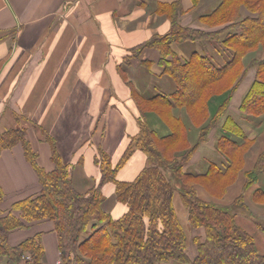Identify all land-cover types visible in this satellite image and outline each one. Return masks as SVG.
Returning a JSON list of instances; mask_svg holds the SVG:
<instances>
[{"label": "crops", "instance_id": "0c3cea01", "mask_svg": "<svg viewBox=\"0 0 264 264\" xmlns=\"http://www.w3.org/2000/svg\"><path fill=\"white\" fill-rule=\"evenodd\" d=\"M218 1L201 0L199 6L194 0H0V131L24 126L38 164L50 171L54 164L50 144L40 132L43 129L54 138L63 162L71 165L74 188L87 191L100 176L99 150L108 154L114 167L130 138L139 132L138 98L148 102L165 94L171 99L176 90L174 80L159 64L158 50L145 47L139 55L132 54L154 35L170 30V19L157 5L179 2L183 10L180 24L208 31L214 28L199 16L209 14ZM172 48L180 58L196 52L209 55L218 64L224 61L222 47L214 49L211 43H172ZM146 61L149 67L144 65ZM253 76L235 90L218 125L196 146L184 169L204 174L212 164L224 172L229 162L217 149V139L227 135L239 143L253 142L234 180L224 189L210 178L196 188L199 196L220 205H229L242 195L246 211L240 209L236 219L264 253V172L244 188L246 173L264 151V123L260 117L243 116L239 109ZM159 106L164 113L165 106ZM159 112L148 111L147 122L159 134H166L170 128ZM171 113L184 122L188 145H195L205 122L194 124L185 107L173 105ZM229 119L239 133L225 129ZM147 160L142 151L135 150L117 178L133 179ZM0 186L4 191L2 209L40 192L38 177L20 143L0 152ZM102 191L107 197L104 208L113 217L122 215L126 206L114 197V184L105 183ZM38 231H42L43 264H61L51 220L13 230L10 244ZM0 264H8L7 259L0 258Z\"/></svg>", "mask_w": 264, "mask_h": 264}, {"label": "trees", "instance_id": "16d2710c", "mask_svg": "<svg viewBox=\"0 0 264 264\" xmlns=\"http://www.w3.org/2000/svg\"><path fill=\"white\" fill-rule=\"evenodd\" d=\"M242 5L250 12L243 18L238 13ZM157 10L170 19L171 28L166 34L154 35L143 45L158 49L159 64L174 79L176 90L171 99L165 94L156 95L147 102L151 104L148 108L136 98L139 132L130 138L114 167L108 154L99 150L96 162L100 176L90 189L79 192L74 188L71 165L63 162L54 138L43 129L40 132L50 144L54 164L50 171L38 164L37 153L24 126L0 131V152L20 143L41 185L39 193L17 199L7 209L1 208L4 191L0 186V258L5 257L8 264H43L42 231L16 245L9 241L13 230L29 228L41 220L54 223L61 264H264V253L256 248L254 237L236 219L237 212L245 209L242 195L229 205H220L199 196L196 188L210 178L220 182L224 189L242 167L251 140L239 143L227 135L217 139V149L229 162L224 172L212 164L204 174L184 169L196 146L225 113L235 88L231 85L244 73L241 58L249 50L264 47V0H220L211 13L200 17L210 24L236 20L232 24L234 31L226 32L221 39L225 49L232 52L221 65L213 63L207 54L196 52L189 61L182 62L171 48L173 42L215 36L220 30L198 31L181 26L178 18L183 10L179 2L158 4ZM250 65L256 75L239 109L248 114L264 113V57L253 59ZM228 73L229 78L223 83ZM199 74L201 78L194 82ZM159 103L165 106L164 113L159 112ZM173 105L185 107L197 126L205 122L200 127L197 143L191 147L184 122L171 113ZM154 109L168 123V133L159 134L147 122L148 111ZM228 122L225 129L239 131L231 119ZM135 150L147 156V164L133 179H118V170ZM260 172H264V151L253 170L246 173V184L253 182ZM107 182L114 184V197L126 206L119 217H113L104 208L107 197L102 188ZM176 192L186 212L185 222L181 220V208L175 203ZM254 221L262 226L258 219ZM193 228L202 229L203 235L193 237L195 252L191 254L188 234Z\"/></svg>", "mask_w": 264, "mask_h": 264}, {"label": "rangeland", "instance_id": "374dc122", "mask_svg": "<svg viewBox=\"0 0 264 264\" xmlns=\"http://www.w3.org/2000/svg\"><path fill=\"white\" fill-rule=\"evenodd\" d=\"M200 1L201 0H194V4H197V5H201V4H199L200 3ZM219 2H220V0L218 1V3L217 4H219ZM217 6V5H216ZM214 9V8H213ZM213 9L211 10V12L213 11ZM210 12V13H211ZM238 13H239V15H240V17L241 18H243V17H245V16H247L248 14H250V12L247 10V8L245 7V6H240V8H239V10H238ZM244 14V15H243ZM204 15H206V14H204ZM201 16H199V18H200ZM201 19V18H200ZM202 22H204L205 24H207L208 26H210V27H212V28H214V29H211V30H208V31H216V30H220L221 31V33L220 34H218V35H216L217 33H215V36H214V34H213V36H209V37H202V38H199V37H197V38H195L194 40H185V41H179V42H173V43H177V44H182V43H185V42H191V43H197V44H205L206 46H207V44L208 43H211V46L215 49V47H217V46H220V47H222V55H223V57H222V59L224 60V61H222V62H219V64L218 63H215V62H213V63H215V64H217V65H221V64H223V63H225L227 60H228V58H229V56H231V54H232V52L229 50V49H225V46L223 45V43L221 42V39L223 38V36L225 35V33L226 32H231V31H234V29L232 28V24L233 23H235L236 22V20H230V21H226V22H220V23H216V24H210V23H207V22H205V21H203V20H201ZM178 22H179V20H178ZM179 24H180V22H179ZM181 25V24H180ZM181 26H183V25H181ZM184 27H186V26H184ZM171 28V27H170ZM189 28H191V29H195V30H198V31H205V30H203V29H198V28H192V27H189ZM169 32V31H168ZM145 47H150V46H147V45H143L142 44V46H139V47H137L136 49H134V51H133V53L132 54H134V55H139L140 54V52H141V50L143 49V48H145ZM171 48H172V44H171ZM156 49V48H155ZM156 50H158V49H156ZM172 50H173V48H172ZM159 52V51H158ZM173 52L176 54V56L177 57H179V59L182 61V62H187V61H189V59L191 58V56L193 55V53H195V52H191L190 53V56H189V58H187L186 56L185 57H182V58H180V56L173 50ZM231 52V53H230ZM138 53V54H137ZM159 55H160V53H159ZM209 56V55H208ZM168 58H171L172 56L171 55H168L167 56ZM264 57V47L263 46H259V47H257L256 49H252V50H249L248 52H246L245 54H244V56L241 58V60H240V67L244 70V73L242 74V75H239L238 76V78L232 83V85L231 86H235V88H234V90H233V93L235 92V90L240 86V85H244V82L246 83V81L248 80L247 78H248V76H253V79L250 81V83H249V85H248V87H247V89H246V92H245V94L247 93V91L249 90V88L251 87V85H252V83H253V81H254V79H255V75H256V70H255V68L253 67V66H251L250 65V63H251V61L253 60V59H261V58H263ZM211 59V58H210ZM146 62H148V61H146ZM144 63V65H146L147 63ZM147 67H149V65H146ZM162 69H163V67H162ZM242 73V72H241ZM166 74V73H165ZM170 76V75H169ZM201 76H202V74H199V75H197L196 77H195V79H194V82H198V78H201ZM171 77V76H170ZM172 78V77H171ZM229 78V73L225 76V78L224 79H222L223 80V83L225 82V81H227V79ZM123 80L125 81V78H123ZM172 80H174L173 78H172ZM175 82V81H174ZM176 85V84H175ZM219 85H221V82H219ZM227 85H229V83L227 84ZM230 86V87H231ZM233 93H232V96H233ZM244 94V95H245ZM243 95V96H244ZM139 99V102H140V104L143 106V107H145V108H148V107H150L151 106V104L150 103H147L146 101H143L141 98H138ZM231 99H232V97L230 98V101H231ZM243 99V98H242ZM230 101H229V103H230ZM242 102V101H241ZM241 113H242V115L243 116H256V117H260V122L261 123H264V113H257V114H251V113H245V112H242L241 111ZM262 130H264V128L262 129ZM233 132V131H232ZM253 143V142H252ZM251 143V144H252ZM250 144V145H251ZM250 145H249V147H250ZM246 185L247 184H245V186H244V188H246ZM233 202V201H232ZM175 203H176V205H178L180 208H181V210L180 209H178V210H180V216H181V220H183V222H185V210L182 208V204H181V201H180V199H179V196H178V192H176L175 193ZM242 209V208H241ZM245 209H246V207H245ZM245 209H243V211H246ZM237 214H238V212H237ZM237 214H236V216H237ZM247 215H248V213H247ZM261 224V223H260ZM189 231V230H188ZM196 235H203L202 234V229H191V231H190V234H188V249H189V252L191 253V254H194V252H195V245L193 244V242H192V239H193V237L194 236H196ZM61 254V253H60ZM2 258V257H1ZM60 262H61V255H60ZM175 263H177V264H183V263H178V262H169V263H161V264H175Z\"/></svg>", "mask_w": 264, "mask_h": 264}]
</instances>
